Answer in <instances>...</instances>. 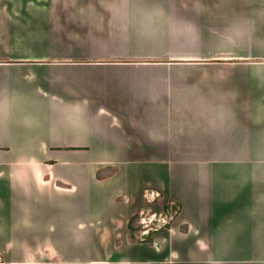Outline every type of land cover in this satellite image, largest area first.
Masks as SVG:
<instances>
[{
    "label": "crops",
    "instance_id": "obj_1",
    "mask_svg": "<svg viewBox=\"0 0 264 264\" xmlns=\"http://www.w3.org/2000/svg\"><path fill=\"white\" fill-rule=\"evenodd\" d=\"M0 259L264 264V0H0Z\"/></svg>",
    "mask_w": 264,
    "mask_h": 264
},
{
    "label": "built area",
    "instance_id": "obj_2",
    "mask_svg": "<svg viewBox=\"0 0 264 264\" xmlns=\"http://www.w3.org/2000/svg\"><path fill=\"white\" fill-rule=\"evenodd\" d=\"M155 192V191H153ZM160 193H148L146 192L145 197L148 199L149 202H153L155 197H159ZM167 209H162L161 212H156L154 210H147L145 207L139 212L138 219V226L136 231V236L139 238L140 241H145L146 236L151 233H156L158 231L167 229L168 226L171 227L173 221H175L176 214L178 215L177 207L173 204L167 205ZM175 209V210H174ZM169 227V228H170ZM0 264H5L0 259Z\"/></svg>",
    "mask_w": 264,
    "mask_h": 264
},
{
    "label": "rangeland",
    "instance_id": "obj_3",
    "mask_svg": "<svg viewBox=\"0 0 264 264\" xmlns=\"http://www.w3.org/2000/svg\"><path fill=\"white\" fill-rule=\"evenodd\" d=\"M153 191H155V192H153ZM146 192H148V193H154V194H156L158 191H156V190H154V189H152V188H147L146 190H145V192H144V195L146 194ZM159 193V192H158ZM145 205L139 210V212L145 207V209L147 208V210H154V211H156V212H161L162 211V209L164 208V209H167V205H171V204H173V206L175 205L176 207H177V205L175 204V203H169V204H166V205H164L163 207H161V204H159V197H155V200L153 201V202H149L148 201V199L145 197ZM176 209H178V208H176ZM175 210V209H174ZM139 212L137 213V216L139 215ZM179 213V212H178ZM176 217H177V214H176ZM176 219V218H175ZM136 225L138 226L139 224H138V221H136ZM137 233H138V231H137Z\"/></svg>",
    "mask_w": 264,
    "mask_h": 264
},
{
    "label": "trees",
    "instance_id": "obj_4",
    "mask_svg": "<svg viewBox=\"0 0 264 264\" xmlns=\"http://www.w3.org/2000/svg\"><path fill=\"white\" fill-rule=\"evenodd\" d=\"M168 208V206H167ZM138 219V216H134L131 221H130V228L133 230V232L136 234V231L138 230L137 227H136V220ZM170 226L167 227V229L169 228ZM154 233H151L149 235L146 236V239L145 240H148L150 236H152Z\"/></svg>",
    "mask_w": 264,
    "mask_h": 264
}]
</instances>
